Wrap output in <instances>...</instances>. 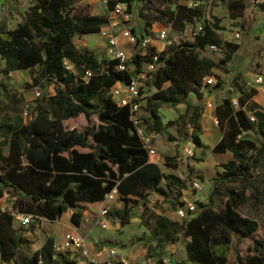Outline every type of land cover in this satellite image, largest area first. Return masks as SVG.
<instances>
[{
    "label": "trees",
    "instance_id": "obj_1",
    "mask_svg": "<svg viewBox=\"0 0 264 264\" xmlns=\"http://www.w3.org/2000/svg\"><path fill=\"white\" fill-rule=\"evenodd\" d=\"M123 1L130 10L131 0ZM139 1L153 3V0ZM193 1L201 3L204 0ZM78 2L37 0L15 29L0 32L3 76L8 78L15 71L37 69L32 85L42 89L26 124L0 125V198L7 195L12 199L13 209L31 215L34 220L54 222L73 210L70 221L75 227L81 224L80 204H100L114 187L126 203L136 205V201L126 198L134 196L147 205L148 194L145 193L164 196L168 188H179L180 184L176 177L162 174L156 164L149 162L147 150L152 143L145 146L130 120L129 108L117 106L109 95L116 83L127 84L132 75L119 71L117 60H99L75 44L76 39L98 34L105 25L104 17L83 12L77 8ZM228 4L231 10H246L245 0H229ZM260 8L264 11V5ZM196 20H202L201 30L192 41L169 47L158 55L157 70L147 82L156 92L147 97L146 115L139 125L157 132L163 126L158 115L161 104L185 105L184 113L165 126H174L175 135L191 140L193 146L200 148L203 145L199 120L203 104L187 100L190 93L187 86L197 89L215 67L214 62L200 58L199 52H205L210 46H221L216 33L218 22L208 19L199 7L188 8L175 3L174 8H164L151 21L146 20L145 30L158 23L182 31ZM238 49V45L229 46L223 62ZM155 55L156 48L149 46L144 55H134L131 62L138 70ZM65 61L73 66L72 71L65 68ZM87 71L91 76L86 80ZM166 84L169 87L164 90ZM24 86L29 87V84ZM49 87L53 88V94H48ZM253 94L252 89L247 96ZM195 96L200 100L202 94L196 92ZM0 98L15 104L19 102L2 83ZM237 101V108L230 98L223 99L215 108L223 137L212 151L231 153L232 159L222 165L220 180L243 182L250 199L259 206L264 203V193L253 185L252 179L264 152V108L250 107L248 110L244 98ZM250 114L254 121H250ZM79 115L87 122L81 132L64 129V121ZM92 117H96V125H91ZM250 131L262 138L261 148L247 136ZM168 140L176 142L173 138ZM164 161L169 165L172 158ZM162 181L166 182L165 189L160 187ZM217 189L218 184L208 202L196 204L195 211L186 217L184 224L162 216L142 217L141 222L156 247L163 250L181 240L193 264H228L231 251L237 263L242 264L236 248L242 237L258 230V223L236 212L244 205L243 191L229 190L224 209L214 212L213 198ZM147 212L144 208L142 216ZM130 213L129 209L122 214L116 212L121 226L128 224ZM30 233L35 235L34 225ZM30 243L22 228L14 227L12 214L0 210L1 264L75 263L67 253H55L54 239L48 235L42 247L28 255L24 250ZM251 251L246 264H264V240H254Z\"/></svg>",
    "mask_w": 264,
    "mask_h": 264
},
{
    "label": "rangeland",
    "instance_id": "obj_2",
    "mask_svg": "<svg viewBox=\"0 0 264 264\" xmlns=\"http://www.w3.org/2000/svg\"><path fill=\"white\" fill-rule=\"evenodd\" d=\"M184 2V0H153L152 4H145L139 0H131V25L135 34L141 38L144 35L150 38V45H159L160 41L156 36L160 30L164 29L167 31V41L170 42L169 47L171 48L177 47L184 42L192 41L191 32H193L196 26L201 25L202 20H196L182 31L174 30L170 26L162 27L158 23H154L150 30H145L146 20L151 21L164 8H174L175 3L184 4ZM228 2L229 0H204L199 6L208 19L217 20L219 27L216 33L221 42L218 51L207 49L205 52H199L200 58L214 62L215 68L211 71L210 76L217 79L216 85L208 88L200 83L197 89H194V86H187L190 92L188 99L196 97V92L206 95L211 99L209 105H206L210 112L208 116L203 117L205 121H217L215 108L225 98H237L238 85L243 84L245 86L246 83L244 81L252 80L254 74L260 73L261 62L264 61V11L260 8L261 5H264V0H262L260 5L256 3V0H245L246 10L244 12L229 9ZM36 3L37 0H0V32L15 29L25 19L29 8ZM78 3L77 8L87 14L104 17L107 13V9L101 0H79ZM235 31L241 32V39L238 42L233 39ZM115 35L120 41V46L127 54L128 69L138 78L140 69L137 70L131 62V58L138 51L136 48L128 45L118 31ZM74 42L77 46L82 47L99 60H111L107 54L106 40L100 33L76 39ZM227 45H239L240 49L234 55H231L228 61L223 62L229 50V46ZM3 69L4 61L0 59V83L4 84L15 95V100L17 99L19 102L15 104L0 98V125L3 127L7 125L17 127L26 124L30 119L31 110L40 98L36 97L35 93L39 92L40 95L42 94L41 88L32 85V79L37 76L38 71L37 69L34 71H15L8 78H5L2 74ZM139 80L142 106L137 116L138 122H141V119L146 115L145 101L156 90L148 85L147 79L139 77ZM25 84H29V87H25ZM168 87L169 85L166 84L164 90H167ZM48 94H53L52 87H49ZM27 107L29 108L28 117H24L23 114ZM178 108L177 106L171 107L168 104H161L158 115L163 126L157 132H153L149 131L144 125H140L139 128L142 135L152 143L153 148L154 146L159 148L160 153L158 152V156H160L161 160L157 162L163 167L162 169L167 174H172L183 182V191L197 197L195 205L207 203L216 184H218V189L213 198V210L216 213L224 209L229 190L244 192V205L237 208L236 212L240 217L251 219L258 223V230L252 235L242 237L241 243L236 248L242 264H246L247 257L252 255L251 248L254 240H264V203L259 206L255 205L250 199V193L246 190L243 182L238 180L222 182L220 180L221 173L223 172L222 165L225 164V161L220 160L223 156H215V158L209 159L206 158L207 153L204 152L205 154L196 157V154L191 153L190 150L194 147L192 142L175 135L174 126H165L168 121L178 118L180 115ZM248 110H250L249 107ZM97 123L96 117H92L91 125H96ZM86 126L87 122L82 115L63 122V127L66 130H77L80 132ZM247 136L254 140L257 146L261 148L262 138L259 135L250 131L247 133ZM168 138H173L176 142H171ZM7 151L8 147L6 146L3 149L5 155ZM165 158H172V162L169 165H165ZM165 166L167 170H165ZM195 181L199 182L202 186L200 191L193 189ZM252 183L261 193H264V152L260 155L259 165ZM175 194L177 193L170 191L169 195L162 198L154 193H148L147 205L140 199H133L137 202L136 205L128 204L120 198L112 201L107 206L109 213L106 218L108 223L106 229H100L94 223L96 211L100 208V204L92 206V208L81 206L79 209L85 213L81 217V229L77 233L84 235L91 228L87 235L90 255L93 258L101 252L100 257H96L99 261L103 259L102 253L105 249H114L117 255H119L116 257V260L118 261L123 258L128 261V264H193L189 260L181 240L173 245H167L163 250H160L156 247V242L151 240L149 231H147L141 222L142 217L162 216L170 221L184 224L187 219H181L175 212V210L177 211L180 208L179 205L181 204V202L175 201ZM186 198L189 200L188 196ZM172 204H175L176 207H172ZM144 208H147L148 211L146 216H142ZM128 209L131 210L130 220L128 224L121 226V220L115 215L116 211L122 213ZM70 212H73V210H68L66 214ZM63 215L60 221L55 222L45 219H32L28 228H22L24 235L31 241L24 252L30 255L36 251L41 246L40 243L44 241L45 235L53 237L55 239L54 245L58 247L62 242L61 238L65 234L74 233L75 231L73 230H76V227L71 221L68 223L69 219L65 220V216L63 217ZM32 225H34L37 235L30 233ZM106 236H108L107 239ZM165 260L167 263H164ZM228 264H238L234 251H231L229 254Z\"/></svg>",
    "mask_w": 264,
    "mask_h": 264
},
{
    "label": "built area",
    "instance_id": "obj_3",
    "mask_svg": "<svg viewBox=\"0 0 264 264\" xmlns=\"http://www.w3.org/2000/svg\"><path fill=\"white\" fill-rule=\"evenodd\" d=\"M184 5L188 8H195L200 6V2L193 0H184ZM102 4L107 9V13L104 15L105 25L100 29V35L106 40L107 54L111 60L118 61V70L128 72V57L124 49L120 46V41L115 35L118 31L121 37L127 42L128 45L136 48L138 55L142 56L146 52L150 45V38L147 36L139 37L135 34L133 26L131 25L132 15L127 6V3L123 0H101ZM262 0H256V3L261 4ZM201 30V25L196 26L193 32H191V39ZM157 39L160 41V50L156 48V55L153 56L152 61L149 63H144L137 77H131V81L127 84L116 83L110 90L109 95L119 107H128L130 112V120L133 123L138 136L141 138L145 146H149L151 142L144 138L142 132L139 128L138 122V112L141 109V93H140V80L150 79L155 73L158 67V55L165 51L167 47L170 46V42L167 41V31L160 30L157 34ZM233 39L239 41L241 39V32L235 31L233 33ZM208 49L213 51H218L219 47L210 46ZM64 66L68 71L73 70V66L65 61ZM91 76L90 72L85 73V79L87 80ZM217 80L214 77H205L202 80L203 86L212 88L216 85ZM249 90H254L257 88L264 87V72L257 74L253 82L246 86ZM36 97L40 96L39 92L35 93ZM232 105L236 108L239 106L237 99L232 100ZM28 107L24 111V117H28ZM250 121H254V117L249 115ZM153 146V145H152ZM148 148L147 154L148 158H154L156 152L153 147ZM193 189L200 191L202 186L199 182L193 183ZM118 191L114 187L109 193L105 194L103 201L100 203V208L97 209L95 215V225L100 229H106L108 226L107 216L109 213L108 205L116 199L118 196ZM0 210L2 212H10L13 216L14 223H17L20 228H28L32 221V216L21 213L18 209L12 208V199L7 195L0 198ZM195 211V204L192 202H186L182 207H180L176 213L181 218L184 219L191 215ZM54 251L56 253H68L71 252L70 260H74V264H128V262L121 258L116 260L117 252L114 249H105L102 253L103 259L99 261L96 257H100L101 252L97 254L96 257L90 255V250L88 246L87 236L81 235L79 233H67L62 238L60 246L56 247L54 245ZM73 253V254H72ZM115 259V260H114ZM164 263H167L166 260Z\"/></svg>",
    "mask_w": 264,
    "mask_h": 264
},
{
    "label": "crops",
    "instance_id": "obj_4",
    "mask_svg": "<svg viewBox=\"0 0 264 264\" xmlns=\"http://www.w3.org/2000/svg\"><path fill=\"white\" fill-rule=\"evenodd\" d=\"M145 36V35H144ZM86 37V36H85ZM84 38V37H82ZM160 43V42H159ZM151 46H154L155 48H157L158 50H160V46H161V43L159 45L157 44H154V45H151ZM239 46V45H238ZM239 49H240V46H239ZM238 49V50H239ZM237 50V51H238ZM236 51V52H237ZM235 52V53H236ZM234 53V54H235ZM232 54V55H234ZM1 59V58H0ZM1 61H3L1 59ZM215 68V67H214ZM213 70V69H212ZM128 72L132 75V77H135L134 76V73L131 72V70H128ZM261 72H264V61L261 62ZM260 72V73H261ZM259 74V73H256L253 75V79L252 80H246L244 81L246 83V85H250L255 76ZM212 77V76H211ZM215 78V77H214ZM216 79V78H215ZM217 80V79H216ZM246 85L244 86L243 84H239L238 85V96L237 98L235 99H239V98H244V101H245V108L248 109V107H254V108H264V87H261V88H257V89H254L255 91V94L251 95L250 97L247 96V94L249 93V89L246 87ZM154 94V93H153ZM190 103L192 104H196L198 102H200L201 104H203V114L201 116V119L199 120V126H200V134H199V137H200V140L202 142V147L198 148V147H193V149H190L191 150V153H194L196 154V157H200V155H203L205 154L204 152L207 153V157L206 158H209V159H212V158H215V156H223L222 161H225V163H227L228 161H230L232 159V155L231 153L229 152H225V153H214L212 150L213 148L215 147V145L221 140V138L223 137V132L221 130V127L220 125L218 124V121H205L203 117H206L208 116L210 110L209 108L206 107V105L208 106L209 105V101L211 100L210 98H208V96L206 95H202L201 99H197V97H193V98H189L187 99ZM230 100H234V99H231ZM146 102V101H145ZM177 107H179L178 111L180 112V115L184 113V110H185V105H178ZM249 112V111H248ZM216 113V112H215ZM63 124V123H62ZM65 129V128H64ZM77 131V130H76ZM79 132V131H78ZM81 132V131H80ZM191 141V140H190ZM175 143V142H174ZM154 150L156 152V156L154 158H149V162L150 163H154L156 164L158 167H159V170L162 174L164 175H172V174H167V172H165L162 168V166L160 165V163H158L157 161H160L161 159L159 158L160 156H158V152L160 153V150L157 146H154ZM163 159V157H162ZM165 160V159H164ZM165 163V161H164ZM191 165V164H190ZM259 165V164H258ZM165 170H167L166 166H165ZM173 176V175H172ZM175 177V176H174ZM177 178V177H176ZM180 182L179 184V188H168V190H166V194L164 196H160L162 198L166 197L167 195H169L170 191H173V192H176L177 194H175V201H179L181 202L182 206L186 203V202H192V203H196L197 201V197H194V196H191L192 194H190L189 192H185L183 191L184 189V186H183V182H181V180L179 178H177ZM165 186H166V182L165 181H162L161 184H160V187L165 189ZM179 192V193H178ZM181 192V194H180ZM149 193H153V192H149ZM183 193V194H182ZM145 194H148V193H145ZM156 194V193H154ZM157 195V194H156ZM176 195H177V198H176ZM179 195V196H178ZM188 196L189 200L186 198V196ZM159 196V195H158ZM123 199L124 200V197L121 195V194H118V196L116 197V199ZM127 199H138L137 197H134V196H128L126 197ZM115 199V200H116ZM183 201V202H182ZM226 201V200H225ZM130 204V203H128ZM205 204V203H203ZM81 206H85V207H90L92 208V206H95L97 204H87V203H82L80 204ZM132 205V204H131ZM175 204H172V207H176V206H173ZM179 205V207H182ZM196 206V205H195ZM177 207V208H179ZM118 212V211H116ZM176 212V210H175ZM85 212H82V215H84ZM122 214V213H121ZM72 215V212L70 213H65L63 215V217L65 216V220L68 218V223L70 221V217ZM62 218V216L60 217ZM56 221H60V219L56 220ZM55 222V221H54ZM82 224V223H81ZM17 223H14V227L15 228H20L19 225ZM71 229V228H70ZM81 229V225L79 227H76V230H73L75 231L74 233H77L78 230ZM91 228L88 230V232L86 234H84V236H87L90 232ZM69 232V231H68ZM35 235H37V232L35 231ZM83 235V234H81ZM26 238H28L26 235H24ZM53 238V237H52ZM88 238V237H87ZM108 238V236H106V239ZM29 239V238H28ZM62 239V238H61ZM30 240V239H29ZM46 240V235H45V239L41 244V246H39L38 249H40L42 247V245L44 244ZM31 242V241H30ZM54 242H55V239H54ZM89 242V241H88ZM37 249V250H38ZM36 250V251H37ZM35 252V251H34ZM68 258L70 259V257L72 256L71 255V252H68ZM127 261V260H126ZM128 262V261H127Z\"/></svg>",
    "mask_w": 264,
    "mask_h": 264
}]
</instances>
